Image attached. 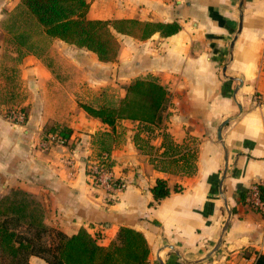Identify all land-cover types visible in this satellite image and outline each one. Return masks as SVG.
Instances as JSON below:
<instances>
[{
  "label": "crops",
  "instance_id": "0c3cea01",
  "mask_svg": "<svg viewBox=\"0 0 264 264\" xmlns=\"http://www.w3.org/2000/svg\"><path fill=\"white\" fill-rule=\"evenodd\" d=\"M87 1L91 19L178 22L180 30L144 40L118 33L114 62L56 38L43 55L10 44L6 17L20 0H0V196L24 188L43 205L47 226L67 235L85 227L103 246L121 226L140 230L148 264H253L264 252V213L242 194L264 182V0ZM138 78L168 91L155 124L123 119L112 129L78 105L86 81L112 83L118 106ZM9 107L23 108L26 121L5 118ZM64 127L72 129L65 143L39 146ZM166 135L175 154H164ZM102 140L114 175L127 182L114 199L86 171ZM192 151V174L164 163L182 164ZM159 178L171 193L156 201Z\"/></svg>",
  "mask_w": 264,
  "mask_h": 264
},
{
  "label": "trees",
  "instance_id": "16d2710c",
  "mask_svg": "<svg viewBox=\"0 0 264 264\" xmlns=\"http://www.w3.org/2000/svg\"><path fill=\"white\" fill-rule=\"evenodd\" d=\"M87 0H20L12 23L26 24L33 28L16 31V41L25 45L26 51L38 52L30 37L38 30L48 39L56 38L66 43L86 48L96 54L101 62L117 60L120 41L118 33L144 40L159 32L170 36L180 30L178 22H152L138 19H91L86 13ZM27 25V26H31ZM9 30V29H8ZM167 89L155 80L138 78L126 87V95L118 106L80 104L92 117L115 128L118 121L129 119L146 124H155L162 118L167 101ZM61 139H68L72 129L52 128ZM101 144L99 160L109 152ZM164 154H175L179 148L166 135ZM195 151L179 160L164 163L174 165L181 171L192 174ZM110 163H108L109 165ZM165 164L163 166H165ZM153 197L160 201L171 193L167 180L157 179L151 188ZM248 192L242 194L247 198ZM45 209L32 193L21 187L11 188L0 196V264H33L31 256H38L47 264H148L150 246L143 232L130 226H121L117 238L108 246L99 243L97 235L85 227L67 235L47 226ZM253 264H264V252L256 255Z\"/></svg>",
  "mask_w": 264,
  "mask_h": 264
},
{
  "label": "built area",
  "instance_id": "2783aa9c",
  "mask_svg": "<svg viewBox=\"0 0 264 264\" xmlns=\"http://www.w3.org/2000/svg\"><path fill=\"white\" fill-rule=\"evenodd\" d=\"M169 2H176L177 0H167ZM258 103H261V97H255ZM5 118L14 123H24L27 118L26 111L21 107H11L4 113ZM47 140L41 142L40 147L46 149L50 146V143H65L64 139H61L57 135L50 134ZM68 163H71L69 161ZM108 163H110L108 165ZM110 155L104 154V160L100 161L92 160L86 164V171L91 182L107 192V197L114 199L115 193L123 190L127 182L123 178H118L114 175L111 167ZM247 203L255 210L264 213V182H255L248 190V196L246 198Z\"/></svg>",
  "mask_w": 264,
  "mask_h": 264
},
{
  "label": "rangeland",
  "instance_id": "374dc122",
  "mask_svg": "<svg viewBox=\"0 0 264 264\" xmlns=\"http://www.w3.org/2000/svg\"><path fill=\"white\" fill-rule=\"evenodd\" d=\"M16 9H14L10 14H8V16L6 17V22H5L6 27H8L7 29H9L7 34H8V41L10 42V44H13L16 41V31L17 30L21 31V30L28 29L31 27L33 28L30 21L28 23L26 22V24H20L19 21H17L16 24L12 23L13 18H14L13 13L17 12ZM27 25H31V26H27ZM38 30H35L34 28V33L30 37V43L34 44L35 49L36 50L38 49L40 54L46 55L52 44V40L45 37ZM106 66L109 68L108 69L109 79L111 80L112 77H114L115 75L114 73L116 72V68H115L116 66L111 63H109V65H106ZM89 82H91L90 79H89ZM112 89H113L112 83H107L104 85H100L99 87H96L94 85H89L86 81L83 85H81L80 90H81V93L83 94L77 98L78 105L80 106V104L87 103V104H91L94 106H101V105L112 106L113 104L117 103L114 98L115 96H113L114 93ZM20 100H22V98L18 97L16 99V103L20 102ZM16 103L15 105H21L19 103L18 104ZM47 139H48L47 137L42 139L39 142V146L41 145L42 141L47 140ZM54 143L55 142L50 143V146H52ZM174 168L177 169L176 167ZM105 194L107 195V192H105Z\"/></svg>",
  "mask_w": 264,
  "mask_h": 264
},
{
  "label": "water",
  "instance_id": "95a60500",
  "mask_svg": "<svg viewBox=\"0 0 264 264\" xmlns=\"http://www.w3.org/2000/svg\"><path fill=\"white\" fill-rule=\"evenodd\" d=\"M227 122H228V120H225V121L221 124V126H220V128H219V130H218V136H219V138L222 137V136H221L222 127H223Z\"/></svg>",
  "mask_w": 264,
  "mask_h": 264
}]
</instances>
